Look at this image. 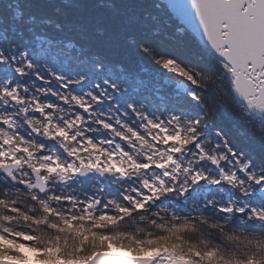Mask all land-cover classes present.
<instances>
[{"label": "snow or ice", "instance_id": "snow-or-ice-1", "mask_svg": "<svg viewBox=\"0 0 264 264\" xmlns=\"http://www.w3.org/2000/svg\"><path fill=\"white\" fill-rule=\"evenodd\" d=\"M0 264H264V0H0Z\"/></svg>", "mask_w": 264, "mask_h": 264}, {"label": "trees", "instance_id": "trees-1", "mask_svg": "<svg viewBox=\"0 0 264 264\" xmlns=\"http://www.w3.org/2000/svg\"><path fill=\"white\" fill-rule=\"evenodd\" d=\"M139 226H143V225H139ZM127 227L129 229H134L135 227H137V225L129 224V225H127Z\"/></svg>", "mask_w": 264, "mask_h": 264}]
</instances>
